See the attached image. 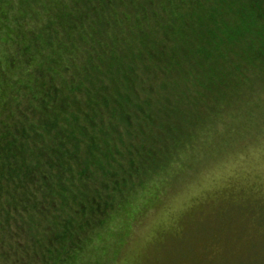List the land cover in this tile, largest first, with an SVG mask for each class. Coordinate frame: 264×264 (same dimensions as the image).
Instances as JSON below:
<instances>
[{
  "label": "trees",
  "instance_id": "obj_1",
  "mask_svg": "<svg viewBox=\"0 0 264 264\" xmlns=\"http://www.w3.org/2000/svg\"><path fill=\"white\" fill-rule=\"evenodd\" d=\"M262 100L264 0H0V264L82 263L137 181Z\"/></svg>",
  "mask_w": 264,
  "mask_h": 264
},
{
  "label": "rangeland",
  "instance_id": "obj_2",
  "mask_svg": "<svg viewBox=\"0 0 264 264\" xmlns=\"http://www.w3.org/2000/svg\"><path fill=\"white\" fill-rule=\"evenodd\" d=\"M253 142L252 152L235 151L189 194L187 211L163 242L152 236L150 222L134 219L139 206L153 203L151 186L103 220L80 264H264V169L259 141Z\"/></svg>",
  "mask_w": 264,
  "mask_h": 264
},
{
  "label": "snow or ice",
  "instance_id": "obj_3",
  "mask_svg": "<svg viewBox=\"0 0 264 264\" xmlns=\"http://www.w3.org/2000/svg\"><path fill=\"white\" fill-rule=\"evenodd\" d=\"M252 137L259 141V157L264 169V123H261L258 129L249 128L239 133L230 149L217 146L215 151L209 149L207 153L186 149L180 152L179 156L183 167L168 171L166 176L161 169H153L147 174L145 180L155 188L153 203L139 206L134 219H139L141 224L150 222L152 236L163 242L171 231L172 222L178 221L187 211L189 194L199 190L206 181L218 175L224 161L229 160L235 151L239 150L245 155L252 152L254 142L249 143ZM218 153L224 155L218 156ZM145 180L137 181L135 187L126 193V198L140 190H147L148 183Z\"/></svg>",
  "mask_w": 264,
  "mask_h": 264
}]
</instances>
